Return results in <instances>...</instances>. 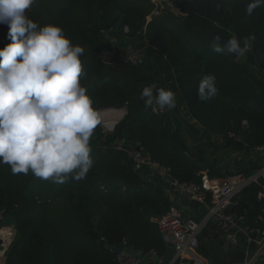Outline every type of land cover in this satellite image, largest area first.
<instances>
[{
    "label": "trees",
    "instance_id": "trees-1",
    "mask_svg": "<svg viewBox=\"0 0 264 264\" xmlns=\"http://www.w3.org/2000/svg\"><path fill=\"white\" fill-rule=\"evenodd\" d=\"M248 3L173 0L176 9L170 10L153 0H35L27 11L30 18L41 26L59 24L74 44L84 47L82 83L94 107L127 109L112 132L101 125L95 129L90 140L93 166L81 181L69 178L58 184L31 173L13 175L8 165L0 164V225L15 229L3 264H118L111 247L122 240L142 253L166 250L169 243L151 218L172 207L165 194L168 185L143 180L130 158L112 148L116 141L139 143L182 181L200 182L202 171L224 177L249 176L260 169L243 157L236 171L223 169L204 153L216 148L218 136L243 152L264 144V6L249 15ZM199 27L245 43L250 34L255 40L232 59L213 51L214 41ZM7 31L0 25V48L10 42ZM112 38L119 45L150 46L140 49L136 64L117 57L114 66H107L98 56ZM206 74L216 77L218 92L201 101L197 89ZM151 83L176 93L173 109L145 107L140 93ZM229 132L241 140L227 137ZM262 188L264 180L259 179L234 199L233 213L243 215L248 226L256 222ZM201 251L212 256L207 248Z\"/></svg>",
    "mask_w": 264,
    "mask_h": 264
},
{
    "label": "clouds",
    "instance_id": "clouds-1",
    "mask_svg": "<svg viewBox=\"0 0 264 264\" xmlns=\"http://www.w3.org/2000/svg\"><path fill=\"white\" fill-rule=\"evenodd\" d=\"M35 0H0V25L10 41L0 48V164L13 175L31 173L47 182L81 181L93 166L91 137L101 125L94 107L81 57L85 49L74 44L57 23L41 26L27 15ZM264 6L249 0L246 11ZM255 40L250 34L247 41ZM213 51L241 53L233 36L224 47L213 42ZM216 77L206 74L197 96H216ZM140 98L145 107L171 110L176 93L151 83ZM110 130V129H109Z\"/></svg>",
    "mask_w": 264,
    "mask_h": 264
},
{
    "label": "built area",
    "instance_id": "built-area-1",
    "mask_svg": "<svg viewBox=\"0 0 264 264\" xmlns=\"http://www.w3.org/2000/svg\"><path fill=\"white\" fill-rule=\"evenodd\" d=\"M161 8L175 10L173 0H153ZM30 10V9H29ZM158 11H155L156 14ZM129 28L124 25L122 35L128 33ZM107 48L103 49L98 58L107 65L114 66L117 57L124 62L136 64L141 61V53L138 47L132 46L129 42L125 45H119L116 39ZM144 45L150 46L147 42ZM110 120H102L101 126L104 131L112 132L115 122L109 125ZM110 129V130H109ZM228 137L235 138V134L228 133ZM223 136H218L217 141H223ZM112 148L123 151L130 158L134 169L140 171L149 169L158 173L162 181L166 182L168 187L173 188L179 195L186 196L189 199H195L205 206V214L200 219L190 216H184L179 208L172 206L167 212L156 216V222L163 238L169 243L173 250V262L177 264H211L205 258L197 253L199 248V235L207 225L208 221L215 220L222 230L227 242L237 245L238 240L234 232L236 217L229 212L230 207L235 202L237 194L252 182L259 179L264 180V166L249 176L241 173L231 174L224 177H210L206 171L200 172V182L182 181L171 175L170 169L144 152L139 143L125 145L116 141ZM255 148L264 150V144ZM257 201L260 202V213L256 219L260 222L250 228H246L250 234H255L256 246L252 250L244 249L246 256L242 263L234 264H264V189L257 192ZM250 242V240H248ZM124 247L121 252L116 254L118 264H140L141 255L129 250L125 240L121 242ZM155 251L149 252L154 256Z\"/></svg>",
    "mask_w": 264,
    "mask_h": 264
},
{
    "label": "crops",
    "instance_id": "crops-1",
    "mask_svg": "<svg viewBox=\"0 0 264 264\" xmlns=\"http://www.w3.org/2000/svg\"><path fill=\"white\" fill-rule=\"evenodd\" d=\"M138 48L141 49V47H138ZM153 109L155 111L157 110L161 111V109H159L158 106L156 107L153 106ZM98 112L100 113V117L102 118L101 120L111 121L116 116L115 119L117 118L118 120H115L114 122L116 121L118 122L124 116V114L126 113V110L124 109V107L122 108L108 107L104 109H99ZM118 115L119 117H117ZM216 141H217V138H216ZM235 141H239V140H235ZM217 143H220V142L217 141ZM237 153H240L243 155V158H245V162H248V160H251L253 163L258 165L257 167L259 168L264 166V150L254 148L253 150H250L249 152L237 151ZM139 175L143 180L154 183V184L158 183V180H162L160 176H158V173L152 172L149 169L140 170ZM165 194L171 200L172 206L174 207L179 206V209L182 211L184 216H190L195 219H200L201 217L204 216L205 206L201 204L200 202H199L200 204L198 207H191L188 204L184 203V200L188 197L179 195L175 189L170 188V187H167L165 189ZM232 206L230 207L231 210L229 209V212L232 213L236 217L234 232L237 236L238 243L237 245L230 243V246H231L230 248L231 250H233L235 249L236 246H239L240 249L246 250V246H248V250L249 249L252 250L256 246V243L254 241L255 234L248 233L246 228L259 225L260 222L256 219V222L254 223V225H251V226L246 225L245 217L243 215H236L235 213H233ZM259 213H260V210L258 214ZM154 218L155 217L151 218L153 222H155ZM0 228L6 229L7 231L6 232L7 234L0 235L1 237L0 264H3L5 260V256H4L5 251L7 250L8 246L10 245L11 241L14 238L15 229L13 225H4V226L0 225ZM248 240H250V242ZM226 243L228 242L226 241L224 234L222 230L220 229L219 225L217 224V222L215 220L208 221L207 225L205 226V228L199 235V248L197 249V253L203 258H205L211 264H231L229 262V253H226V248H225ZM204 248H207L208 251L212 253L211 257L207 256L206 254H203L201 250H203ZM129 250L141 255L140 264H177V262H173L172 260L173 250L170 245L166 248V250L163 253L157 254L155 252L154 256H150L149 252L142 253L136 248H133L131 246H129Z\"/></svg>",
    "mask_w": 264,
    "mask_h": 264
},
{
    "label": "water",
    "instance_id": "water-1",
    "mask_svg": "<svg viewBox=\"0 0 264 264\" xmlns=\"http://www.w3.org/2000/svg\"><path fill=\"white\" fill-rule=\"evenodd\" d=\"M108 26V25H107ZM199 30L205 32L214 42H216L218 45H220L221 47H224L228 40L232 37H225L221 32H218V31H215L213 29H210L208 27H199L198 28ZM240 42V47L243 51V49L245 48V42L239 40ZM144 44H142L141 46L139 47H143ZM226 54L232 58V59H236L239 54L238 53H235V52H227L225 51ZM165 77L167 78V75H165ZM156 107V106H155ZM124 109L126 110L127 109V106L125 105L124 106ZM117 123V121L115 122V124ZM201 152V148H199L197 150V153H200ZM184 203L185 204H188L189 206L191 207H198L199 206V201L195 200V199H189V198H186L184 200ZM176 208H179V206H175ZM231 210V208H230ZM163 235V233H162ZM0 243H1V238H0ZM124 245L119 242L117 244H114L112 247H111V251L112 252H115L116 254L121 252V250L123 249ZM230 243H226L225 244V248H226V253H229V262L231 264H234V263H242L245 256H246V253L244 250L240 249L239 246H236L235 249L231 250L230 248Z\"/></svg>",
    "mask_w": 264,
    "mask_h": 264
},
{
    "label": "rangeland",
    "instance_id": "rangeland-1",
    "mask_svg": "<svg viewBox=\"0 0 264 264\" xmlns=\"http://www.w3.org/2000/svg\"><path fill=\"white\" fill-rule=\"evenodd\" d=\"M142 44H144V43H141L139 46H141ZM246 48H247V45L245 43V48L239 54V56H238L239 58L242 56V54H243V52H244V50ZM102 109H104V108H102ZM115 117L111 120V122H114L115 120H118L117 118L115 119ZM243 122H244V124H246L245 121H243ZM231 138L234 139V140H239V141L241 140L240 136H238L236 134H235V138H233V137H231ZM237 151L243 152L242 150H237L235 147L231 146L230 144L225 145L221 141L220 143L216 144V148L215 149H213V150L210 149V148L209 149H205L204 153H205V156L208 159H215L218 162V164L220 166H222L223 169L236 171L238 169V167H239L240 160L243 157V155L240 154V153H237Z\"/></svg>",
    "mask_w": 264,
    "mask_h": 264
},
{
    "label": "bare ground",
    "instance_id": "bare-ground-1",
    "mask_svg": "<svg viewBox=\"0 0 264 264\" xmlns=\"http://www.w3.org/2000/svg\"><path fill=\"white\" fill-rule=\"evenodd\" d=\"M117 117H119V115ZM111 124H112V122L110 121L109 125H111ZM6 232H7L6 229L0 228V235H5V234H7ZM3 239H5V238H3Z\"/></svg>",
    "mask_w": 264,
    "mask_h": 264
}]
</instances>
